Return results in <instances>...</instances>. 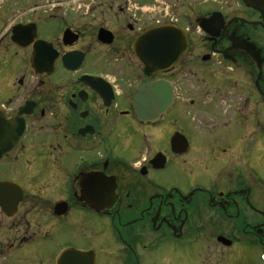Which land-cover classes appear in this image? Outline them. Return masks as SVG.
<instances>
[{
    "label": "flooded vegetation",
    "instance_id": "1",
    "mask_svg": "<svg viewBox=\"0 0 264 264\" xmlns=\"http://www.w3.org/2000/svg\"><path fill=\"white\" fill-rule=\"evenodd\" d=\"M0 112V264L264 262V0H0Z\"/></svg>",
    "mask_w": 264,
    "mask_h": 264
},
{
    "label": "water",
    "instance_id": "2",
    "mask_svg": "<svg viewBox=\"0 0 264 264\" xmlns=\"http://www.w3.org/2000/svg\"><path fill=\"white\" fill-rule=\"evenodd\" d=\"M187 47L188 40L186 34L180 28L171 24H167V27L163 26L142 32L134 43V51L146 74H156L165 69L169 70L186 52ZM160 87L161 83L159 82L156 84L145 83L141 86V91L146 88H155L158 92V88ZM171 98V89L167 84V107L171 102ZM156 110L158 112V108ZM140 112L146 113L144 117L147 119L154 117L157 113L150 110H141ZM6 123V119L0 112V145L3 144V137L8 134L6 131L10 130V127H5ZM23 130L22 125L18 126V128H12V141L8 143V147L14 146V140L20 138Z\"/></svg>",
    "mask_w": 264,
    "mask_h": 264
},
{
    "label": "rangeland",
    "instance_id": "3",
    "mask_svg": "<svg viewBox=\"0 0 264 264\" xmlns=\"http://www.w3.org/2000/svg\"><path fill=\"white\" fill-rule=\"evenodd\" d=\"M186 92H188V91H186ZM186 92H185L184 96L180 97V98L185 99V103H188V102H186V100H188L190 98V95L187 94ZM226 120H228V117H226ZM227 127H228V130L230 131V133H233L236 130H240L239 127L236 124L233 125V123ZM244 260L246 261V262H244L245 264H264V262L257 263V261H255L252 257H248V256H245Z\"/></svg>",
    "mask_w": 264,
    "mask_h": 264
}]
</instances>
